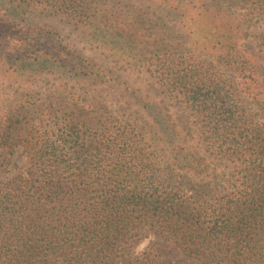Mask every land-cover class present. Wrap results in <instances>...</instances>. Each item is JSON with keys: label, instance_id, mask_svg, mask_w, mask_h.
Wrapping results in <instances>:
<instances>
[{"label": "trees", "instance_id": "16d2710c", "mask_svg": "<svg viewBox=\"0 0 264 264\" xmlns=\"http://www.w3.org/2000/svg\"><path fill=\"white\" fill-rule=\"evenodd\" d=\"M43 1L82 20L89 9L85 0ZM161 1L178 16L191 6L192 15L221 14L233 23L205 31L217 40L228 78L220 66L216 80L193 67L159 73L196 108L204 130L186 137L156 111L152 134L94 103H55L54 116L38 119L42 105L18 94L0 107V149L24 157L12 170L0 162V264H163L157 239L180 250L184 264H264V0H231L233 10L218 0ZM1 10V52L20 53L29 46L24 30ZM102 10L98 28L134 49L147 29L131 20L120 25ZM256 22L253 40L234 39ZM80 65L76 75L123 83ZM142 239V251L128 250Z\"/></svg>", "mask_w": 264, "mask_h": 264}, {"label": "rangeland", "instance_id": "374dc122", "mask_svg": "<svg viewBox=\"0 0 264 264\" xmlns=\"http://www.w3.org/2000/svg\"><path fill=\"white\" fill-rule=\"evenodd\" d=\"M26 1L28 4L0 2L1 11L23 28V36L29 43L20 53L9 52L7 56H3L0 47L1 110L13 105L14 98L22 93L27 102L42 105L43 112L38 119L54 116L55 103L68 106L94 103L105 108L104 114L135 121L140 126H146L152 134L157 131L152 122L156 111H160L159 117L168 115L176 130L186 137L204 130L203 117L195 114L196 108L186 105L185 95L172 90L169 86L171 82L164 84L159 73L174 69L182 70V74L193 67L205 70L208 77H217L223 58L216 49V38L211 33V39L206 38L205 31L214 32L218 28L223 30L232 26L233 23L225 15L220 14L215 19L209 14L192 15V7L189 6L185 16H178L161 0H85L89 9L82 20L54 11L43 0ZM177 1L187 6L186 0ZM218 1L224 7L234 9L231 0ZM102 9L119 17L120 25L131 20L138 27L147 29L143 38L134 41V49L119 35L115 36L110 31L105 33L98 28L94 20L103 12ZM258 24L256 22L250 28L241 26V33H237L234 39L241 44L253 40V33L260 31ZM69 54L71 61L65 60ZM41 55L46 60H42ZM261 55L264 61V53ZM16 57H19L22 69L15 67ZM79 63L84 69L88 66L110 71L123 83L109 85L91 80L86 75H76ZM4 69L10 70L3 73ZM12 69L16 71L11 72ZM221 69L226 78L232 74L228 68ZM262 73L264 77V66ZM5 152L0 149V162H9L8 168L24 164L19 150L12 156ZM157 241L163 264H184L186 259L180 250L171 243ZM147 243L146 239H142L134 242L128 250L142 251Z\"/></svg>", "mask_w": 264, "mask_h": 264}]
</instances>
